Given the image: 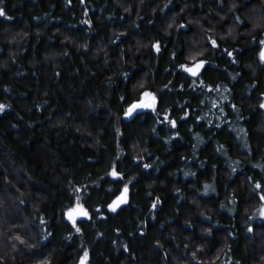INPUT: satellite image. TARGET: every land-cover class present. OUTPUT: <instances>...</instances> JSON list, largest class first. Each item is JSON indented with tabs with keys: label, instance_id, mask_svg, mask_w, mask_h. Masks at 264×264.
I'll use <instances>...</instances> for the list:
<instances>
[{
	"label": "trees",
	"instance_id": "16d2710c",
	"mask_svg": "<svg viewBox=\"0 0 264 264\" xmlns=\"http://www.w3.org/2000/svg\"><path fill=\"white\" fill-rule=\"evenodd\" d=\"M0 9V264H264V0Z\"/></svg>",
	"mask_w": 264,
	"mask_h": 264
},
{
	"label": "snow or ice",
	"instance_id": "6c2138e0",
	"mask_svg": "<svg viewBox=\"0 0 264 264\" xmlns=\"http://www.w3.org/2000/svg\"><path fill=\"white\" fill-rule=\"evenodd\" d=\"M4 14L5 13L3 9H0V16ZM260 43L264 45V41H261ZM212 44L216 45V42L213 40ZM154 47L156 48L157 51H159V44L154 45ZM229 55H231V53H229ZM260 58L262 61H264V48H262L260 52ZM205 63L206 61L200 60L196 62L192 67H187L186 65H182L181 67H184L186 71L190 72L193 76H195L204 67ZM142 96H143L142 99L130 105V107L128 108L126 112V115H131L137 109H148V108L153 109V110L155 109L156 96L150 92H144ZM121 99H123V97ZM261 107H264V105H261ZM3 110H4V106L0 105V112H2ZM171 123L173 124V126H175V121H171ZM145 167H149V166L145 165ZM111 175L114 177H119L120 173H118L114 169ZM257 187H260V186L257 185ZM127 193H128V188H127V185H125L124 190L121 192V195L118 196L116 200L113 201V203L108 206L109 209L115 212L117 208L120 207L121 204L126 203ZM262 199H264V197H262ZM153 207H155V205H153ZM67 215H68V219L73 222V225H75L77 216L88 217L89 214H88L87 209H85L82 205L77 204L74 208L68 210ZM76 230L77 232L80 231L79 228H77ZM249 231H251V229H249ZM17 239H19V237H17ZM87 260H88V252L85 251L83 257L81 258L80 264H87Z\"/></svg>",
	"mask_w": 264,
	"mask_h": 264
},
{
	"label": "water",
	"instance_id": "95a60500",
	"mask_svg": "<svg viewBox=\"0 0 264 264\" xmlns=\"http://www.w3.org/2000/svg\"><path fill=\"white\" fill-rule=\"evenodd\" d=\"M263 48H264V45H263ZM192 66H193V65H192ZM192 66H190V67H192ZM204 66H205V65H204ZM203 68H204V67H203ZM203 68H202V69H203ZM202 69H201L200 72H199L197 75H195V76H193V75H192L190 72H188V71H186V72H187L190 76L197 77V76L200 75ZM121 205H123V204H121ZM121 205H120V206H121ZM80 217H81V216H77V217H76V221H78V220L80 219Z\"/></svg>",
	"mask_w": 264,
	"mask_h": 264
},
{
	"label": "rangeland",
	"instance_id": "374dc122",
	"mask_svg": "<svg viewBox=\"0 0 264 264\" xmlns=\"http://www.w3.org/2000/svg\"><path fill=\"white\" fill-rule=\"evenodd\" d=\"M81 217H82V216H81ZM81 217H80V218H81Z\"/></svg>",
	"mask_w": 264,
	"mask_h": 264
}]
</instances>
